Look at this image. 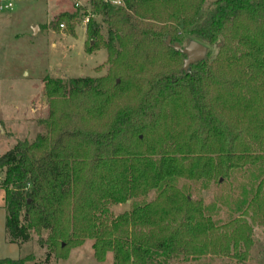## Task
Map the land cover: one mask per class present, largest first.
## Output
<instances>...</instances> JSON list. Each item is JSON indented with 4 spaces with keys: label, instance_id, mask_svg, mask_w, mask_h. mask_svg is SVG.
Returning a JSON list of instances; mask_svg holds the SVG:
<instances>
[{
    "label": "trees",
    "instance_id": "1",
    "mask_svg": "<svg viewBox=\"0 0 264 264\" xmlns=\"http://www.w3.org/2000/svg\"><path fill=\"white\" fill-rule=\"evenodd\" d=\"M203 1L120 0L118 6L93 1L107 24L104 47L110 76L44 78L48 116L40 122L45 131L32 141H16L0 154L9 243L26 242L32 232L47 230L42 241L47 262L52 255L66 259L70 249L86 238L92 239L97 261L110 251L114 264H170L179 256L209 250L228 254L230 245L237 259H245L249 225L242 217L216 225L214 206L190 199L186 187L179 186L192 171L164 150V139L153 134L163 122L177 119L182 106L189 124L205 125L218 137L217 166L206 157L198 178L208 182L217 172L226 173L233 157L241 158L223 146L214 107L220 96L209 102V90L224 84L219 78L233 72L264 90V0H215L205 15H199ZM74 16L61 14L56 22ZM242 20L257 29L238 37L239 54L222 58L219 67L202 60L185 73L182 66L158 63L153 53L162 45L170 58L180 59L184 55L165 43L167 36L173 42L186 34L212 44ZM86 34L99 37L93 21L88 20ZM150 192L154 197L148 200ZM262 192L258 184L241 211L243 215L251 211L260 223ZM127 200L129 210L109 216V204ZM241 243L243 253L238 251ZM23 261L0 259L8 264Z\"/></svg>",
    "mask_w": 264,
    "mask_h": 264
},
{
    "label": "rangeland",
    "instance_id": "2",
    "mask_svg": "<svg viewBox=\"0 0 264 264\" xmlns=\"http://www.w3.org/2000/svg\"><path fill=\"white\" fill-rule=\"evenodd\" d=\"M11 1L12 8L0 12V117H10L13 126L10 135L0 134V154L16 141H32L37 134L45 131V126L40 122L48 116L45 77L65 81L73 77L100 78L111 73V63L104 47L107 24L93 7L94 0ZM214 1L204 0L199 15H205L213 7ZM118 5L121 2L114 6ZM61 14L75 16L57 23ZM88 20L98 26V38L90 39L87 36ZM256 29V25L242 20L236 28L228 30L226 37L220 36L218 42L211 44L201 41L208 48L207 62L219 67L222 58L238 55L241 49L237 43L238 37ZM191 38L184 34L178 42L185 45ZM221 43L224 45L222 48ZM153 50H158L150 51L159 57L158 63L182 66L184 57L170 58L165 46L159 45ZM115 80L120 81L119 78ZM219 80L225 83L220 82L209 90L208 101H213L216 95L220 96L219 100H214V107L219 120L217 129L223 131V146L234 155H241L240 159L232 158L233 165L226 173L217 172L208 182L197 177L206 157H211L217 166L220 146L218 137L208 131V127L189 124L182 106L177 119L163 122L153 134L164 139V150L173 153L192 171L190 179L179 182L180 187H186L190 199H201L204 205L212 204V217L216 225L242 217L249 225L250 246L246 247L244 260L234 256L235 251L230 245L228 254L209 250L199 256H179L170 264H264V223L255 221L251 211L246 215L241 214L258 184L264 197V125L259 122L264 123V90L258 83L244 79L235 72L225 73ZM226 81H236V84ZM166 110L170 111L168 107ZM153 197L154 193L150 192L148 200ZM3 205L4 193L0 189V259H24L23 264H114L110 251L103 261L94 258L92 239L89 238L71 248L66 259L52 255L48 262L45 261L47 247L42 243L47 230L32 232L26 242L9 243ZM107 207L109 216L114 218L129 210L130 200L111 203ZM225 230L226 233L231 231ZM244 250L245 246L241 243L238 251L243 253Z\"/></svg>",
    "mask_w": 264,
    "mask_h": 264
},
{
    "label": "water",
    "instance_id": "3",
    "mask_svg": "<svg viewBox=\"0 0 264 264\" xmlns=\"http://www.w3.org/2000/svg\"><path fill=\"white\" fill-rule=\"evenodd\" d=\"M165 43L175 51H179L184 55L182 59V70L185 73L189 72L191 64L206 60L207 45L196 39L191 38L185 45H181L178 41L172 42L171 38L167 36Z\"/></svg>",
    "mask_w": 264,
    "mask_h": 264
},
{
    "label": "crops",
    "instance_id": "4",
    "mask_svg": "<svg viewBox=\"0 0 264 264\" xmlns=\"http://www.w3.org/2000/svg\"><path fill=\"white\" fill-rule=\"evenodd\" d=\"M34 29V28H33ZM13 126V121H11L10 117H0V134L1 135H10V132H12L10 130V128H12Z\"/></svg>",
    "mask_w": 264,
    "mask_h": 264
},
{
    "label": "built area",
    "instance_id": "5",
    "mask_svg": "<svg viewBox=\"0 0 264 264\" xmlns=\"http://www.w3.org/2000/svg\"><path fill=\"white\" fill-rule=\"evenodd\" d=\"M104 1L109 2L112 5L120 4V0H104ZM12 5L13 4L11 0H0V12L5 9H11Z\"/></svg>",
    "mask_w": 264,
    "mask_h": 264
}]
</instances>
